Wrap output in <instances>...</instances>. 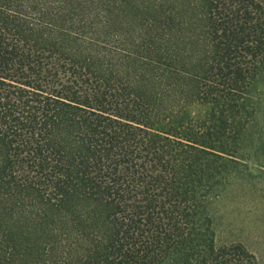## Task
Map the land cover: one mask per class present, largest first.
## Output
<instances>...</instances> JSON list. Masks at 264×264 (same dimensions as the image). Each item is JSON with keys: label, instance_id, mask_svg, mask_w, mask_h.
Listing matches in <instances>:
<instances>
[{"label": "trees", "instance_id": "trees-1", "mask_svg": "<svg viewBox=\"0 0 264 264\" xmlns=\"http://www.w3.org/2000/svg\"><path fill=\"white\" fill-rule=\"evenodd\" d=\"M208 1L199 67L177 68L164 38L148 91L135 73L110 80L93 65L99 42L102 57H128L146 39L111 44L109 0L66 20L67 44L45 32L66 0H0V145L21 152V175L52 206L81 187L112 206L111 228L89 234L91 264H259L240 244H216L211 203L264 87V0ZM178 72L192 92L162 80Z\"/></svg>", "mask_w": 264, "mask_h": 264}, {"label": "rangeland", "instance_id": "rangeland-1", "mask_svg": "<svg viewBox=\"0 0 264 264\" xmlns=\"http://www.w3.org/2000/svg\"><path fill=\"white\" fill-rule=\"evenodd\" d=\"M92 1L66 0L69 12L61 15L54 29L45 32L53 40L67 44L70 41L63 32L64 23L69 18L78 20ZM210 10L208 0H109L105 30L114 34L111 44L119 38L117 33L124 34L127 40L136 32H144L146 39L128 57H102L106 50L99 42L93 65L98 74L110 80L115 72L116 78L135 73L139 84L152 91L151 78L159 72L158 62L162 59L161 41L169 38L179 51L177 68L194 72L204 50ZM96 48L91 46L89 50ZM162 80L178 84L187 93L193 90V82L181 72L177 76L168 74ZM167 95L169 102L170 93ZM244 114L242 123L247 129L236 143L240 145L236 161L224 169V177H217L221 187L211 203L214 238L220 246L242 245L259 264H264L263 86L254 105L245 106ZM67 145L69 153H76L75 144L67 140ZM21 156L13 146L0 145V264H91L98 243L89 234H98L103 224L111 228L105 216L112 212V206L98 194H87L83 187L66 195L62 205L52 206L36 185L21 175L20 168L25 167L19 162Z\"/></svg>", "mask_w": 264, "mask_h": 264}]
</instances>
